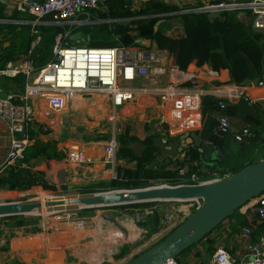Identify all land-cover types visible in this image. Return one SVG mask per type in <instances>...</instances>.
Returning <instances> with one entry per match:
<instances>
[{
	"label": "built area",
	"instance_id": "2783aa9c",
	"mask_svg": "<svg viewBox=\"0 0 264 264\" xmlns=\"http://www.w3.org/2000/svg\"><path fill=\"white\" fill-rule=\"evenodd\" d=\"M6 1L19 14L32 17L28 25L31 26L32 34L36 37L22 61L8 62L0 68V79H13L23 75L26 80L24 91L19 94L4 92L0 87V121L8 126L7 152L0 163V173L8 168H27L23 163L25 150L37 141L31 132L50 135L53 131L52 125L55 126L54 129L61 126L46 116L37 117L35 109L47 108L52 111L51 113L61 112L73 96H105L113 120L127 105H133L148 97L156 98L159 109L163 114L169 115L172 123L179 124L180 129L185 123L198 127L200 122L202 124V106L201 114L198 113L200 95L197 93L194 98L193 95L186 93L188 90L185 88L190 84L193 89L197 86L198 80L180 71L174 63L169 62L168 56V60L166 59L163 52L150 49L148 45L133 49L68 46L67 38L73 34L70 30L91 24L96 18L94 14L104 11L109 0ZM247 10L251 12L253 29L264 32V0L212 2L199 8L184 10L182 13H205L211 16L221 12H237V17H241ZM96 21L101 22L97 19ZM38 25H56L68 27L70 30L54 38L49 62L36 71L30 55L40 40L35 30V26ZM138 42L140 40L135 41ZM207 73L213 75L212 72ZM254 85L257 88L264 87V72L260 74ZM240 97V92L233 85H226L222 91L219 90L215 98L218 100L219 109L225 110ZM146 108L148 106L144 109ZM216 122L213 133L219 137L231 135L236 143L248 142L252 137L248 128L233 130L224 116L217 117ZM169 123L161 118L154 130L163 134L168 131L163 130V125L170 127ZM117 146L113 132L107 141L97 144V147L102 149L101 157L96 160L87 156L84 148L62 145L59 153L63 156L61 159L63 166L58 172H62L65 176L70 171L77 173L81 170L83 177L84 169L88 170L99 164L101 168L93 171V177L99 182L121 181L119 170H123L125 162L118 159ZM185 156L186 158L181 160L182 166L177 168L182 182L200 185L219 180L216 177L207 181L201 180L197 174L191 172L190 154L186 153ZM81 176L78 180H81ZM44 180L50 186L58 185L50 179ZM182 203H193L194 211L200 206V201ZM240 211L242 215L255 221L253 228L242 230L243 236L249 239L256 227L263 226L264 229V192ZM138 216L135 214L137 222ZM245 251V254L237 257L223 248H216L206 264H264V232L255 242L249 244ZM170 263L175 264L174 262L167 264Z\"/></svg>",
	"mask_w": 264,
	"mask_h": 264
},
{
	"label": "trees",
	"instance_id": "16d2710c",
	"mask_svg": "<svg viewBox=\"0 0 264 264\" xmlns=\"http://www.w3.org/2000/svg\"><path fill=\"white\" fill-rule=\"evenodd\" d=\"M199 7L202 6L199 5L196 8ZM3 11V7L0 6V21H32V17L18 14L15 10L9 16L5 15ZM180 11L176 6L157 0H148L135 11L131 10L130 3L126 0H109L106 3V9L98 11L96 18L92 20L91 24L77 29L70 30L68 27L56 25L35 26L40 40L32 50L30 58L33 60L34 69L38 71L50 60L54 38L58 34H63L70 30L71 33H82L83 38L79 42H71L67 38L69 47L129 48L136 40H146L149 43H153L158 51L166 52L169 62L174 63L180 71L186 72L190 64L195 61L198 68L207 67L216 74L227 71L228 83L235 86H244L248 82H254L264 72V32L253 29L250 11L243 12L241 17H237V12H221L214 17H209L205 13H180ZM96 19L101 22L97 23ZM160 22L178 23L180 25V33L173 36L166 34L167 32L165 33L164 30L161 31L159 29V26L157 27ZM18 28L19 31H16ZM4 30H6L8 37L14 35L15 40L4 48L0 54V65L3 66L10 61L26 57L30 44L36 37L32 34L30 25L0 23V34ZM10 80V84H14L16 87V92L21 93L25 77L18 75ZM217 103L218 100L214 97L205 96L202 98L203 119L198 132L199 138L211 143H217L220 138L221 141L226 140L225 143L231 140V135L219 137L213 133L217 123L216 118L224 116L232 126L243 122V126L239 130L243 128L249 129L252 137L248 142L251 146H254L256 142L264 144V112L259 111V104L249 105L247 102L240 101L238 106L229 105L225 110H220ZM240 117L242 120H240ZM33 126L35 127V125ZM149 126L147 124L144 125V131H150L151 126ZM133 128H135V132H133ZM136 128L135 124L124 123L122 126H118L117 130L119 143L117 157L119 160L133 164L132 169L119 170L121 181L94 182L85 185L83 187L86 189L84 194L91 195L108 189L111 191L141 190L150 188L156 183L171 187L190 185V183L182 182L178 176L177 168L182 166L181 161L173 160L170 156L164 155L160 147L155 143L156 137L153 135H147L140 139L136 135ZM105 137L99 136L93 138V141L98 142L104 140ZM89 141L91 140L86 139L84 142ZM55 144V142L42 143L36 141L28 147L25 150L23 160L27 168L4 169L0 173V191L10 193L13 191L24 192L31 189L40 191L39 188L45 191H53L54 187L47 184L44 180V172L32 171L30 167L43 163L44 167L48 168L50 164L59 162L63 156L56 151ZM134 145L142 147L139 153L134 152L131 148ZM247 149L249 148H245L243 153ZM188 150L191 156V163H200L201 155L198 151L195 148ZM226 158L229 159V156L226 155ZM223 163L224 160L219 163L216 162L213 167L207 166L210 175L197 173L199 168L197 166H191L190 169L192 173L201 177V180L207 181L214 179L215 176L221 179L225 175H232L247 166L244 164L238 165L225 171L222 168ZM156 204V202H153L120 207L122 209H132L154 206ZM91 210L94 209H81L80 213H87ZM1 219L9 221V226L17 229L26 228L34 224L33 221L25 216H10ZM231 219L235 220V225L232 229L233 233L239 232V229H236L237 225H241L240 227L246 225L249 227L255 226L254 219L241 215L239 211L233 213L196 244L204 243L208 254V259L201 260L200 264H206L215 250L214 240L210 239L211 235L219 230L224 222ZM140 226L144 228L150 226L152 230L149 234L156 233L158 223L155 215L148 217L146 223H142ZM30 232L36 234L40 230L35 228ZM1 238L4 243L0 245V252H7L9 250L10 236H4L3 231L0 230V241ZM27 241L30 245L34 243L33 239L30 238ZM191 248L187 249V251ZM123 249L127 250V248ZM136 257H133V259Z\"/></svg>",
	"mask_w": 264,
	"mask_h": 264
},
{
	"label": "rangeland",
	"instance_id": "374dc122",
	"mask_svg": "<svg viewBox=\"0 0 264 264\" xmlns=\"http://www.w3.org/2000/svg\"><path fill=\"white\" fill-rule=\"evenodd\" d=\"M126 1L130 3V8L135 11L139 9L144 0ZM230 1L233 0H229L228 2ZM180 7L183 9L187 6L181 4ZM159 26V29L162 31L165 28L171 27L172 23L163 22ZM152 44L149 46L150 49H152ZM143 46L144 44L142 42L135 43L134 41V44L129 48H142ZM167 55L165 57L168 60ZM3 67V65H0V68ZM67 102V106L61 112L51 113L52 111L47 108L46 110H38L36 108L35 114L46 116L49 120L56 121L58 125H62L64 127L63 131H65L60 136L62 141L68 139L74 140V143H83L87 139L91 140L89 142L91 144L95 142L93 138L106 136L104 140L96 142L103 143L114 132L118 144L117 147L119 148L117 140L118 126H122L125 123L123 121L124 118L121 119L122 116L128 115L124 110V112L122 110L119 111L118 116H115L113 120L111 110L103 95H78L73 96ZM122 113L123 115H121ZM133 132H135V128H133ZM147 134L156 137L155 143L165 155L163 139L158 136L159 133L154 130ZM6 147L7 143L0 133V152H5ZM131 148L134 152L139 153L142 147L140 145H134ZM125 164L123 169L129 170L131 164L127 162ZM61 167L53 166L52 168L60 169ZM30 168L32 169L33 166ZM79 176H81V170L77 173L68 172L64 176V179L59 180L61 184L51 185L54 187L53 191H45L41 188H39L40 191H34V189L24 192L13 191L11 193L3 191L5 193L0 194V204L40 203L37 200V193H40L46 198V203L90 196L84 194L86 189L83 187L89 183L99 181L90 172H85L84 176H81V180H78ZM163 185L156 183L152 187ZM108 192L112 191L108 189L98 193ZM156 203L154 206L132 209H122L120 206L93 208L94 210L83 214L80 213L82 206L78 205L41 207V209L34 210L32 214L25 216L27 219L33 221L34 224L21 229L11 228L9 221L0 218V230L3 231L4 236H10L9 250L7 252H0V264L11 255L17 264H31L29 259L30 257L32 259L34 258L33 249L42 248L45 249V254L41 256V259L36 258V264H128L133 257L138 256L158 243L194 212L193 203ZM135 214L139 215L138 222L135 220ZM152 215H155L158 226L156 233L149 234L152 230L151 227L147 226L144 228L140 224L146 223L148 217ZM73 225L82 226V234L78 235L74 230H69ZM35 228L39 229L40 232L36 234L31 233L30 231ZM119 234L122 237L121 239L117 237ZM29 238L34 241L32 245L27 241ZM3 243L4 241L1 238L0 245H3ZM205 247L206 245L204 243H200L190 250L184 251L174 260V263L200 264L201 260L208 259ZM215 247L217 245H214ZM123 248H127V250L125 251ZM28 251L31 256L24 257L23 254ZM13 252L17 255L14 256ZM88 255L89 257H87Z\"/></svg>",
	"mask_w": 264,
	"mask_h": 264
},
{
	"label": "crops",
	"instance_id": "0c3cea01",
	"mask_svg": "<svg viewBox=\"0 0 264 264\" xmlns=\"http://www.w3.org/2000/svg\"><path fill=\"white\" fill-rule=\"evenodd\" d=\"M146 1H148V0L142 1V5ZM157 1L176 6L179 10H181L180 13H182V11H184V10L194 9L199 5L205 6V5L212 3L214 1L228 2L229 0H174V1L173 0H157ZM169 1H171V2H169ZM233 1L243 2L246 0H233ZM179 4L180 5L184 4L187 7L181 9ZM142 5L140 7H142ZM0 6L3 7V9H4L3 13L4 14H9V9H10V14L14 10L12 5L9 4L6 0H0ZM9 15H7V16H9ZM214 16L215 15H211L209 17H214ZM0 23H8V24H14V25H28L29 24L28 21H24V20H22V21L2 20V21H0ZM160 23H158L157 27L159 26ZM16 31H19V28L16 29ZM164 32L165 33L167 32L166 34L171 35V36L177 35L180 33V25L178 23L177 24L172 23V26L165 28ZM14 40H15V36L11 35L10 37H8L6 35V30H4L0 34V54H1L2 50L4 48H6ZM139 40L144 45L150 46V44H152V43L149 44V42L146 40H141V39H139ZM152 45H153L152 49H156V46L154 44H152ZM163 53L166 56L167 53L166 52H163ZM23 59L24 58H20V59H16L15 61H10V62L22 61ZM207 72H211V71L207 67L198 68L196 66L195 61H193L190 64L188 70L185 72L187 75H189V77L194 76L198 80L197 86L194 87L193 89L190 87V84H187L185 86V88L188 90L186 93L193 95L194 98L198 94L200 95L201 98L199 97V112H198L199 115L201 114V101H202L203 97L210 96V97L215 98L220 89L222 91L224 89V86L231 85L228 83L229 77H228L227 71H222L219 74L212 72L213 75L208 74ZM10 81H11L10 79L9 80L8 79H0V87L2 88V90L4 92L19 94L16 92L17 90H16V87L14 86V84H10ZM25 83H26V80L23 84L22 92L24 91ZM254 83H255V81L254 82H248L244 86L233 85L240 92L241 97L231 105L238 106L240 104L239 103L240 101L247 102L249 105L259 104L260 105L258 107L259 111L264 112V87L263 88H257V87H255ZM228 92H230V90ZM138 102L134 103L133 105L129 104L126 107H124L123 109H121L122 112L125 111L126 114H128V115H125L124 117L122 116L121 119L124 118L123 121L127 124H130V125L135 124L136 125V127H137L136 128V135L140 139H143L145 136L149 135L147 133H151L152 131H154V127L158 126L159 119L163 118L164 120L169 121L170 127L167 125H163V130H168V131H165L163 134L159 133V135H158L161 137V139H163V143H164L163 149L165 151V155L170 156L173 160H178V161L184 160L186 158L185 155L188 152L185 151L186 153H184L185 149L182 150L181 152L179 151V148L181 146L180 145L181 144V136L185 135V134H196L198 136V132L201 128L200 127L201 122H200L199 127L198 126H191L190 123H185L184 127H182V129H180L178 127L179 124L176 125V124L172 123V121L169 120V115L166 113L163 114V112L159 109L156 98H149L148 97L146 100L142 99ZM146 106H148V108L144 109ZM121 115H123V113ZM36 116L39 117L38 115H36ZM240 120H242L241 117H240ZM146 124H147V126L150 125L152 130L150 129V131H144V125H146ZM230 126L233 127L232 128L233 130L238 131L243 126V122L236 123L234 126H232V124L230 123ZM54 128H55V126L52 125L53 131L51 132L50 135H43V134L38 135L35 131H34V133L31 132L32 133L31 135L34 138H36L37 142H42V143L55 142L56 143L55 148H56V151L58 153H59L62 145L65 147H68L70 145H76L78 147L84 148L87 156L93 157L96 160L101 157L100 155H101V149L102 148L97 147V144H101V143L93 142V143H91V144H93L91 146V144H89L90 141L89 142H83V143L82 142L74 143L75 142L74 140H68V139L62 141L60 139V136H61V134H63V132H65V131H63L64 127H62V125H61V126H58L56 129H54ZM7 132H8L7 124L3 121H0V133L4 137V139L7 143V146H8V142H7V138H6ZM201 141H202V143H205L210 150L209 155H208L209 161L208 162L205 161V159H203V157L201 155L200 163L199 162H192L191 166L199 167L197 170V173L200 172L201 174L210 175L209 174L210 172L208 171L207 166L213 167L214 165H216L215 164L216 162L219 163L223 160H224V163L222 164V166H223L222 168L225 171H228L229 169H231L235 166H238V165H243V164L248 165L249 163L251 165V164H255V163H258V162L264 160V144L261 142H256V144L254 146H251V144H249V142L236 143L232 138L227 143H225L226 140L221 141V138L219 141H217V143H211L208 141H203L202 139H201ZM220 144H222V146H224V145L225 146L223 148H221L222 146H220ZM218 146H220V147H218ZM247 147L249 149H247L246 152L243 153V151ZM188 149H190V147H188L187 150ZM6 152H7V147H6L5 152H0V161L1 162L5 158ZM226 155L229 156V159L226 158ZM53 166L60 167V166H63V163L60 160L59 162H54V163L50 164L48 168H45L43 163L35 164V166L32 168V171H34V169H35L38 172H40V171L44 172V179L45 178L50 179L59 185V184H61V183H59V180L64 179V174L62 172H58L60 170L58 168H55V169L51 168ZM99 166L100 165L97 164L94 167L92 166V167L88 168V170L84 169L85 170L84 173L90 172L91 174H93V171H98L101 168ZM132 167H133V164L130 165V169H132ZM126 168H128V167H126ZM228 176H230V175H225L223 178H226ZM199 178H201V177H199ZM57 179H58V181H57ZM5 192H7V191H5ZM5 192L0 191V194H3ZM239 213L241 214V211ZM243 216H245V215H243ZM234 225H235V220H233V219H231L229 221L227 220L226 222H224V224L221 226V228L219 230H217L216 232H214L211 235L210 239L214 240V245H217V247H215V249L216 248H223L226 251H228L232 256L240 257L243 254H245V252H246L245 250H246L247 246L249 244L255 242L256 239L259 237V235H261L264 232V229H263V226L256 227L255 231L252 234V237L248 239V238H245L243 236L242 230L244 228H253V227H249L248 225L240 227L241 225L240 226L237 225L236 229H239V232L233 233L232 229H233ZM44 251H45L44 248L33 249V253H34L33 259L30 257L31 255L29 254V251L24 253L23 256L24 257H27V256L30 257L29 261L31 262V264H36V262H35L36 258L38 257L41 259V256H43L45 254ZM13 255L16 256L17 254L15 252H13ZM2 263L17 264V263H15L12 255L9 256L8 258L4 259Z\"/></svg>",
	"mask_w": 264,
	"mask_h": 264
},
{
	"label": "water",
	"instance_id": "95a60500",
	"mask_svg": "<svg viewBox=\"0 0 264 264\" xmlns=\"http://www.w3.org/2000/svg\"><path fill=\"white\" fill-rule=\"evenodd\" d=\"M82 33L75 32L68 39L79 42ZM179 151L195 148L209 161V148L196 134L181 136ZM186 151V152H185ZM264 192V160L247 165L232 175L200 185L158 186L141 190H122L95 193L87 197L44 203L45 207L82 206L83 209L155 203L193 202L200 206L176 226L161 241L132 259L128 264H167L184 251L199 243L233 213L239 211ZM41 209V203L0 204V218L27 216Z\"/></svg>",
	"mask_w": 264,
	"mask_h": 264
},
{
	"label": "bare ground",
	"instance_id": "6f19581e",
	"mask_svg": "<svg viewBox=\"0 0 264 264\" xmlns=\"http://www.w3.org/2000/svg\"><path fill=\"white\" fill-rule=\"evenodd\" d=\"M140 105V104H139ZM77 180V179H76ZM37 195V200L41 203V207L43 208H45V206H44V203H46V201H45V197L44 196H42L40 193H37L36 194ZM33 200H35V199H33ZM36 202V201H35ZM242 209H244V207L242 208ZM43 212V211H42ZM32 214V213H31ZM69 229V228H68ZM69 230H74L78 235H80V234H82V232H83V227L82 226H80V225H73L72 227H71V229H69ZM130 235V237H132L131 236V234H129ZM133 235V234H132ZM119 239H121L122 237L120 236V234H119V236H117ZM110 245V244H109ZM91 246V245H90ZM87 248V247H86ZM89 249V248H88ZM92 254V253H91ZM86 255V254H85ZM87 257H89V255L87 256ZM170 264H173V263H170Z\"/></svg>",
	"mask_w": 264,
	"mask_h": 264
}]
</instances>
